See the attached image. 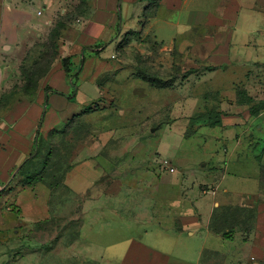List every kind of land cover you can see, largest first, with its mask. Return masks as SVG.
Instances as JSON below:
<instances>
[{
  "label": "rangeland",
  "instance_id": "374dc122",
  "mask_svg": "<svg viewBox=\"0 0 264 264\" xmlns=\"http://www.w3.org/2000/svg\"><path fill=\"white\" fill-rule=\"evenodd\" d=\"M151 1L148 13L153 12L157 0ZM221 1L187 0L183 11L193 15L205 10L215 12ZM95 2L28 0L27 10L34 18L45 21L33 25L26 44L8 39L0 43V118L14 101L31 96L35 104L43 106L40 125L45 132L39 150L27 167L18 171L15 182L0 194L1 239L14 242L15 264H122V256L128 248L125 245H129L132 237L154 243L145 231L151 232L153 225L135 224L128 211L136 206L151 210L158 202L163 206L162 200H152L157 182H170L167 191L176 194L181 182L190 186L203 176L201 160L213 150L225 157L224 163H227L233 144L234 164H230L229 171L234 165V177L244 179L243 175L236 174L254 175L260 170L257 156H261L264 163V113L253 117L248 126L234 128V143L229 137L230 130L223 131L220 127L204 126L199 134L185 136L184 132L188 129L189 133L193 132L211 110L193 116L191 126L183 120L175 121L167 110L173 106L174 89L181 94L182 85L187 81L192 91L199 83V74L191 73L193 68L176 63L169 48L142 28L129 29L116 45L107 48L101 41L85 40ZM38 10L43 14L37 15ZM167 15L177 19L179 12H167ZM258 27L260 30L251 32L245 25L242 24L243 29L239 25L234 36L239 58L246 50L257 49L264 43V23ZM155 30L168 45L178 36H190V32L180 30L174 23L167 24L163 19L155 24ZM68 57L73 64L69 79L63 70V60ZM258 63L240 81L234 82L238 76L234 72L207 80L216 88L209 96L225 99L231 107L237 96L236 86H240L238 97L241 101H245L247 91L256 104L264 103V62ZM58 69L62 72L57 71L53 82L51 76ZM79 73L82 79L95 80L100 89L99 97L87 103L88 98H95L97 93L96 85L89 81L82 91L86 96L77 93L73 99L67 98L71 102L69 112L74 114L55 126L51 134L46 133L53 125L49 127L51 116L47 111L51 104L45 98V90L53 89L54 84L60 90H67L69 82H81ZM188 76H192L191 80H186ZM57 100L62 106L61 97ZM217 132L221 134L215 135ZM207 133L214 134L215 138ZM236 134H241L240 142ZM207 139L211 140L206 143ZM164 158L171 159L175 172L161 167ZM106 179L112 184L117 183V179L123 183L121 202L114 198L94 200L86 207L83 220L82 200L72 199L70 183L74 182L76 190L88 186V192L101 195L104 189L100 185ZM176 179H180L179 183L174 182ZM26 184L40 187L41 207L25 197ZM115 185L118 191L119 186ZM95 186L100 189L94 191ZM262 188L263 193L253 198L258 191L257 182L252 179L234 182V203L240 200L238 194L243 192L248 194L249 200L245 205L234 206L233 212L224 211L225 234L239 235L243 240L235 241L230 249H223L228 252L230 264H237L240 255L243 264H264V181ZM164 189L165 184L159 183L157 193ZM143 191L148 194L145 198L140 196ZM106 204L120 209L126 220L114 216ZM42 208H45V215L39 217L38 210ZM249 237L248 248L245 244ZM120 242H124L121 247L118 246ZM184 243L190 251L189 254L182 252L186 259L182 261L176 257L178 248L168 247L174 253L168 264H202L197 255L201 241L185 233Z\"/></svg>",
  "mask_w": 264,
  "mask_h": 264
},
{
  "label": "crops",
  "instance_id": "0c3cea01",
  "mask_svg": "<svg viewBox=\"0 0 264 264\" xmlns=\"http://www.w3.org/2000/svg\"><path fill=\"white\" fill-rule=\"evenodd\" d=\"M27 1L0 0L1 44L3 43L2 41L7 39L26 44V40L30 39L33 25H39L45 21L44 18L33 17L32 12L27 10L29 8ZM186 1L160 0L155 13L143 26L141 20L144 8L147 5L146 1L96 0L95 9L87 24L89 35L86 36L85 40L101 41L107 48L108 45H116L122 34L129 29L142 28L146 32L150 31L153 33L154 38L158 42L169 48L176 63L181 64L183 67L193 68L195 70H192L191 73L199 74L197 76L200 79L199 83L192 91H189L188 86L190 83H187V81L182 85V90L178 89L182 92L181 94L178 93L177 88L176 90L174 89L173 106L167 110L171 114L170 117L175 121L183 120L190 124L193 116L206 111V109L220 112L221 124L199 123L192 130L193 132L189 133L190 129H188L189 131L184 132V135L199 134L204 126L211 128L220 127L223 131L230 130L231 134L229 137L232 138L234 143V128L248 126L253 117L261 116L264 113V107L258 106L255 98L249 93L253 100L240 101L238 97L240 86H236L237 96L234 98L233 105L228 107L225 99L223 101V99H215L209 96V93L214 92L212 90L216 88L213 85L210 86L207 80L214 76L234 72V74H238L234 82L240 81L243 76H247V73L254 66L259 65V61L264 62V43L257 49L252 47L250 51L246 50L242 58L238 57L234 46V36L239 29V25L241 29H243V24L247 30L255 32L259 29L258 24L264 23V0H222L215 12L205 10L200 11L197 15L183 11ZM173 11L179 12L177 19H173L172 16L170 18L168 15L165 16L167 12ZM159 19H163L167 24H176L180 30L190 32V36L185 38L178 36L169 45L166 44L156 34L155 24ZM262 30L264 37V29ZM203 32L204 34L207 33V35H201ZM60 70L62 72V69H58L51 76L53 82H55L54 75ZM191 77L188 76L186 80H191ZM89 81L96 85L97 93L95 98L89 97L87 103L97 99L100 93L99 86L95 80L88 78L81 80L77 93L84 94L82 91L84 92L85 84ZM69 83L67 90H60L54 84V91L64 93V95L54 91L46 92L45 98L51 104L47 111V115L51 116L49 127L53 125L50 129L74 114L69 112L70 105L68 104H71V102L67 101L73 88L72 84ZM59 97L63 100L62 106L56 103L59 102L57 100ZM32 99V97H25L13 102L0 118V194L15 182V173L32 152L37 132L41 129L40 119L43 106L38 103L35 104ZM64 104L67 105L65 108H63ZM252 107H254L256 112L251 111ZM65 112L69 113L64 114L62 117L59 116L60 113ZM219 134L221 132L215 133V135ZM207 135H210L213 139L215 138L214 134L207 133ZM240 137L241 134L235 135L238 142H240ZM216 139H220V137H216ZM209 140L211 139H207L205 142L208 143ZM214 152L213 150L201 160L203 176L196 179L190 186L181 182V188L176 194H170L167 191V185H170V182L159 181L155 184L156 189H154L155 192L152 194V200L155 199L156 202L162 200L163 206L158 205V202L156 205L151 206V210L150 207L146 208L143 206L129 209L128 212L130 213L128 215L130 214V218L135 224L147 223L153 225L151 232L145 231L146 235L151 236V241H154V243H148L141 238L132 237L129 245H125L128 248L122 256V264H168L170 258L174 255L172 251L168 250V247L173 246L178 248L177 255L175 254L176 257L181 260L186 259L182 255L189 254L190 251L185 246L187 244H183L185 233L191 239L194 238V240L201 241L197 255L202 264L231 263L227 258L228 252L223 249H230L234 246L235 241L243 240L239 235L228 236L224 234V211L231 210L233 212L234 206L245 205L249 200L247 199L248 194L243 192L238 194L240 200L238 199V202L234 203L235 181L241 182L252 179L255 183L257 182L258 191L254 193L253 198L263 193L262 166H264V163L261 156H257L260 162V170L256 171L254 175L238 173L236 175L244 176L242 177L244 179H239V177H234V165L231 172L229 171L230 164H234V144L229 152V161L227 163H224L227 160L225 157L219 156L218 153L215 154L216 152ZM179 180L176 179L174 182L179 183ZM117 181V183L114 182L112 184L110 179L104 180L100 185L104 189L101 195L100 193L88 192V186L83 187L81 191L76 190L73 187L74 182L70 183L72 199L79 200L81 198L82 200L80 214L83 220L86 216V207L94 200L102 199L107 201L114 198L115 201L121 202L123 197L120 189L123 183L120 179H117ZM159 183L160 185L165 184V191L162 190V193H157L159 191ZM92 184L94 185V183ZM115 184L119 186L118 191H115ZM100 186H95L97 188L94 191L100 189ZM150 186H153V183H150ZM23 192L32 204L41 207L40 187L26 184ZM118 192L119 194H117ZM146 195L148 194L143 191L140 196L145 198ZM106 205L113 215L115 214L120 219L126 220V215H121L123 212L120 209ZM42 206L45 207L44 203H42ZM44 215L45 208L39 209L38 216ZM250 241L251 237L248 238L245 245L247 246ZM123 243L120 242L118 246L120 245L121 247ZM181 244L182 246H180ZM13 248L14 242L11 240L4 242L0 233V264H15L12 254ZM86 262L89 263V261ZM236 263L243 264L241 255ZM90 264L92 263L90 262Z\"/></svg>",
  "mask_w": 264,
  "mask_h": 264
},
{
  "label": "trees",
  "instance_id": "16d2710c",
  "mask_svg": "<svg viewBox=\"0 0 264 264\" xmlns=\"http://www.w3.org/2000/svg\"><path fill=\"white\" fill-rule=\"evenodd\" d=\"M139 1H146L147 2V5L144 8V11L142 13V19H143V21L141 22V24L144 26L148 22V20L151 18V16L155 13L157 6L160 4V0H157L156 1L155 7H154V10H153L152 13H148L149 4L152 3L151 0H139ZM72 66H73V64L71 63L69 57L68 58H65L63 60V70L65 71V74H66L67 79L72 78V76L70 75L71 74ZM80 73L77 75L79 78H80ZM71 84H72L73 88H72V92H71V94L69 95L68 98H72L73 99L76 96L77 89H78L80 83H71ZM241 88L238 89V95H239V90ZM45 91L46 92L54 91V89L47 88ZM54 92H57V91H54ZM73 92H74V94H73ZM245 92H246V94L244 95L245 96V100L252 99V97L249 96L248 92L247 91H245ZM57 93H60L61 95H64V93H61V92H57ZM88 106L89 107H87V109H90L91 108L90 105H88ZM258 106L264 107V103H261ZM251 111L252 112H256L255 109H254V107L251 108ZM45 113L46 112H44V116H45ZM220 117H221L220 112L209 111L203 117V119H204V122H208V123H211V124H217L218 125V124H221V118ZM54 130L55 129L52 128L49 131H47L46 133L51 134ZM43 133H45V132H42L41 129L37 132V136H36V139L34 141V148H33L32 152L29 154V156L21 164V167H20V170L19 171H23L27 167V165L31 161L32 156H34L35 152L39 150L38 148L40 147L41 141L43 140V135H44ZM263 181H264V166H262V184H263Z\"/></svg>",
  "mask_w": 264,
  "mask_h": 264
},
{
  "label": "built area",
  "instance_id": "2783aa9c",
  "mask_svg": "<svg viewBox=\"0 0 264 264\" xmlns=\"http://www.w3.org/2000/svg\"><path fill=\"white\" fill-rule=\"evenodd\" d=\"M43 14V12H42V10H38L37 11V15H42ZM161 166L164 168V169H166V170H168L169 172H171V173H173V172H175L176 171V168H175V166L172 164V162H171V160H169V159H162V161H161Z\"/></svg>",
  "mask_w": 264,
  "mask_h": 264
},
{
  "label": "water",
  "instance_id": "95a60500",
  "mask_svg": "<svg viewBox=\"0 0 264 264\" xmlns=\"http://www.w3.org/2000/svg\"><path fill=\"white\" fill-rule=\"evenodd\" d=\"M21 167V166H20ZM20 167L18 168V170L16 171V173L20 170ZM16 173H15V175H16Z\"/></svg>",
  "mask_w": 264,
  "mask_h": 264
}]
</instances>
